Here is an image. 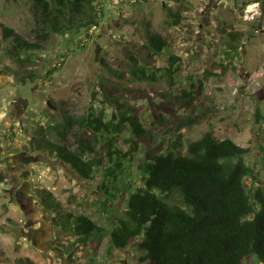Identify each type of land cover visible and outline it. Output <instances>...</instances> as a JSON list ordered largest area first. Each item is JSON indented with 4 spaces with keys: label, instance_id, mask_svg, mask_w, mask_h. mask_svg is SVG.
Here are the masks:
<instances>
[{
    "label": "rangeland",
    "instance_id": "obj_1",
    "mask_svg": "<svg viewBox=\"0 0 264 264\" xmlns=\"http://www.w3.org/2000/svg\"><path fill=\"white\" fill-rule=\"evenodd\" d=\"M135 1L100 0L96 27L52 36L44 50L32 54L36 63L25 69L38 77L27 86L16 80L23 69L9 55L11 41L0 31V135L10 129L7 142H0V264H140L143 252L137 244L124 251L111 248L109 238L85 245L56 227L42 205L41 191L61 203L60 213L87 215L110 231L124 215L130 191L143 186L138 163L146 146L122 160L124 171L117 180L106 178L102 169L93 180H84L54 154L33 152L30 146L34 127L62 122L67 112L84 116L104 110L105 119H118L117 107L105 98L108 91L138 108L145 126L156 129V144L171 149L180 141L186 153L190 142L211 131L219 140L248 148L244 159L254 175L246 184L264 186V10L252 4L240 11L230 0ZM180 7L187 10L176 26L171 14ZM39 15L29 0H0V24L27 39H36ZM147 30L167 38L166 53L149 57ZM228 33H240V41ZM229 45L237 47L234 57L228 55ZM171 56L181 58L174 84L166 76L139 82L130 73L132 57L152 70L167 67ZM200 81L197 113H206L205 120L178 132L168 117L164 125H153L160 104L175 103L184 89ZM114 138V150L132 149L129 130ZM170 202L180 203L177 196ZM246 264L261 263L251 257Z\"/></svg>",
    "mask_w": 264,
    "mask_h": 264
},
{
    "label": "trees",
    "instance_id": "obj_2",
    "mask_svg": "<svg viewBox=\"0 0 264 264\" xmlns=\"http://www.w3.org/2000/svg\"><path fill=\"white\" fill-rule=\"evenodd\" d=\"M29 1L40 14L36 39H27L0 24L2 38L12 44L9 55L23 69L22 75L17 73L23 82L35 76L25 69L36 63L32 54L44 50L52 36L95 26L100 0ZM186 10L180 7L171 14L174 25H181ZM228 36L235 41L241 39L240 33ZM169 47L162 33L147 30L144 48L151 59L166 53ZM229 48L232 51L228 55L234 57L237 47ZM132 60L130 73L135 81L157 82L165 76L173 81L181 58L171 56L167 67L152 70L136 57ZM116 75L126 78L124 74ZM202 96V82H193L175 103L160 104L158 111H153V125H164L168 117L178 132L201 123L206 118V113H197ZM105 98L117 107L118 119H105L104 110L84 116L67 112L62 122L33 128L31 150L54 154L84 180H93L100 169L106 178L117 180L124 171L122 160L145 145V156L138 163L143 186L130 191L124 215L110 231L87 215L60 213L61 203L52 193L41 191L42 205L52 214L54 225L77 236L78 242L85 245L109 238L111 248L124 251L137 244L143 252L140 264H246L251 257L264 264V186L254 189L246 184L254 175L244 159L249 149L231 139L219 140L211 131L190 142L186 153L180 141L169 149L154 142L156 129L145 126L138 108L122 102L111 91ZM125 130L134 137L128 153L113 149L114 135ZM106 144L107 148H101ZM102 187L107 186L103 183ZM176 196L180 203H171Z\"/></svg>",
    "mask_w": 264,
    "mask_h": 264
},
{
    "label": "flooded vegetation",
    "instance_id": "obj_3",
    "mask_svg": "<svg viewBox=\"0 0 264 264\" xmlns=\"http://www.w3.org/2000/svg\"><path fill=\"white\" fill-rule=\"evenodd\" d=\"M139 0H136L135 2H138ZM221 1V0H220ZM226 1V0H225ZM231 2H233V4H234V6H235V8H237V9H239L240 11H245L250 5H252V4H255L256 6H258V8L260 9V10H264V0H230ZM134 2V3H135ZM223 3V2H222ZM101 9V7L99 6L98 7V16L100 17L101 15H100V10ZM98 17V18H99ZM98 25V22L95 24V27ZM31 72H34V71H31ZM35 73V76H34V78H30V79H28L26 82H23V81H20L19 80V78H18V75H17V78H16V80H17V82L18 83H21V84H23V86H27V84H29V83H33L36 79H37V73L36 72H34ZM26 101H27V99H26ZM51 102V104H52V106H54L55 108H53V107H51L49 104H48V102ZM13 103L14 104H16L17 103V101H13ZM47 104L49 105V107H51V108H53V109H56L57 110V106H55L54 104H53V102L51 101V100H48L47 101ZM22 112V111H21ZM19 114H21L20 112H19ZM2 124H4V122H2ZM0 125V128L1 127H3L4 125ZM19 126L21 127V129H22V125H20L19 124ZM6 131H5V134H3V135H0V142H7V139H8V133L10 132V129H5ZM0 151H1V149H0ZM1 153V152H0Z\"/></svg>",
    "mask_w": 264,
    "mask_h": 264
},
{
    "label": "water",
    "instance_id": "obj_4",
    "mask_svg": "<svg viewBox=\"0 0 264 264\" xmlns=\"http://www.w3.org/2000/svg\"><path fill=\"white\" fill-rule=\"evenodd\" d=\"M0 46H1V41H0ZM48 104H49L51 107L55 108L54 106H52V104H51L50 101L48 102Z\"/></svg>",
    "mask_w": 264,
    "mask_h": 264
}]
</instances>
